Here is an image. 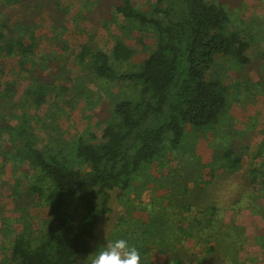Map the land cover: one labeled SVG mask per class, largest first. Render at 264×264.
<instances>
[{
	"label": "trees",
	"instance_id": "16d2710c",
	"mask_svg": "<svg viewBox=\"0 0 264 264\" xmlns=\"http://www.w3.org/2000/svg\"><path fill=\"white\" fill-rule=\"evenodd\" d=\"M43 1L0 0V59L16 58L26 79L17 101L18 83L0 82V142L7 136L10 144L6 150L10 157L0 164V172H5V163H11L17 177L20 164H26L28 171L21 173L29 181L27 195L34 196L39 207L48 211V219L39 229L25 223L23 232L14 236L5 264H78L79 259L93 253L91 241L100 220L111 211L112 194L118 193L122 200L131 194L139 196L147 184L154 185L150 188L151 202L137 204L135 196L125 203L150 215L146 232L150 241L155 237V246L166 258L164 264H255L258 258L253 260L242 252L247 244L253 252L264 255V225L254 226L251 233L246 230L254 221L264 222V204L255 190L256 185L264 184V142L253 150L245 133L239 132L242 144L238 141L235 145L226 130L228 135H222L220 150L208 165L210 181L203 179L200 165L186 173L175 170L173 176L163 173L170 150L177 154L188 151L194 157L195 143H186L189 134L198 130L217 133L227 124L229 90L214 74L213 66L219 56L239 66L251 62L247 55L250 45L237 23L234 2L155 0L138 7L133 0H95L93 14L84 10L89 17L93 15L91 22H117L120 34L114 36L111 54L98 48L94 42L97 35L90 34L76 44L75 61L91 69L96 79L128 83L137 93L136 100L121 94L114 102L99 143L83 137L67 140L57 128L49 126V131L42 121L47 145L41 149L35 124L42 118L32 110L39 109L58 90L50 79L56 75L44 74L53 62L36 56L38 25L30 17L37 15L36 9L42 10L38 6ZM65 1L46 0L49 16L56 17L57 32L61 33L68 29L63 25L69 14ZM78 12L77 17L82 16ZM259 32L262 42L264 26ZM135 34V41L148 55L135 70L119 71L117 67L129 63L137 52L125 43ZM148 38H152V45ZM6 108L16 111L11 119L18 125L4 122ZM60 146L65 150L59 152ZM258 158L263 161L257 163ZM194 163L200 161L195 159ZM153 165L160 169L158 175L149 172ZM216 172L246 184L238 189L236 198L221 199L223 206L218 201L205 204L206 200L200 205L188 183L207 186ZM197 191L200 195L204 189ZM237 213L245 218V225L233 219ZM196 248L200 256L193 255ZM137 249L142 255L148 253L147 247Z\"/></svg>",
	"mask_w": 264,
	"mask_h": 264
},
{
	"label": "rangeland",
	"instance_id": "374dc122",
	"mask_svg": "<svg viewBox=\"0 0 264 264\" xmlns=\"http://www.w3.org/2000/svg\"><path fill=\"white\" fill-rule=\"evenodd\" d=\"M133 1L138 7H146L147 4L155 0ZM227 1H233V4L238 7L237 23L244 30V38L250 45L247 55L251 62L245 66H239L225 56H219L216 59L213 72L223 80L229 90V107L227 111L229 119H225L227 124L219 127L217 133L216 131L198 130L195 135L189 134L186 143L188 141L189 143H195L194 157L190 156L188 151L183 150L182 153L177 154L170 150L166 159L168 166L163 171L167 175L173 176L175 170L182 171V173L190 172L200 165L203 179L210 181L211 171L208 165L213 162L214 154L219 152V146L224 141L222 135H228L227 132L232 134L231 138L235 139V145L240 141L238 133L244 132L246 142L253 150L257 145L264 142V40L260 41L261 35L259 32L261 27L264 26V0H240L239 3L237 0ZM88 3L90 5H86ZM95 3V0L94 2L93 0H66L64 7L68 6L69 14L63 20V25L68 29L63 33L57 32L58 27L54 22L56 17L52 19L49 16L48 9H50V6L46 3V0L38 6L42 10L36 9L37 15L30 17V20L38 25L35 32L37 39L35 41V45H37L36 56L41 59L49 57L53 62V65L44 74L54 73L56 77H50V79L55 82L58 88L47 98L44 105L39 109L32 110L33 113L37 112L38 116L42 118L40 123L35 124L36 132L41 136L39 142L41 149H45V145H47L45 142L46 134L41 131L42 121L47 123L49 131H51L49 126L52 129L57 128L56 130L61 132L67 140L73 141L78 137H83L87 142L99 143L102 139V125L112 114L114 102L121 98V94L136 100L137 93L135 89L129 88L128 83L107 82L96 79L91 69L75 61L76 44L80 41H86L90 34L97 35L94 42H96L98 48L105 50L108 54H111L114 36L120 34L117 22L111 23L103 19L99 22H91ZM225 4L229 5V3ZM44 5H46V9L43 8ZM84 10L92 11L90 17L88 12ZM78 11L82 13V16L77 17ZM85 17L89 19H85ZM137 37V34H135L134 37L125 40V43L135 48L137 52L129 63L117 67V69L120 68L119 71L135 70L136 66H139L143 58L148 55L147 51L135 41ZM152 41V38H148L147 43L152 45ZM0 63V82L5 84L15 81L18 83L16 92L18 97L15 98V101H17L23 89L26 88V79L19 72L18 61L16 58H4L0 59ZM5 112L6 115L8 113V116L5 117L4 122H9L10 125L12 123L14 126L18 125L17 120L11 119L16 111L8 112L6 108ZM2 113L0 110V115ZM226 130L228 131L224 132ZM51 135L55 136L54 133H51ZM62 146L59 147V152L64 151L65 146L68 147L67 144L64 147ZM9 149L8 137L3 136L0 142V164L4 162L6 157H10L9 153L6 154V150ZM242 149L244 150V148ZM45 153L49 154V151L46 150ZM50 154L55 156L56 153L50 151ZM195 159L199 160L200 164L194 163ZM262 161V158H258L257 163ZM5 165L3 169H5L6 174L0 172V264L6 263L5 259L8 258L6 256L10 252L11 241L14 236L23 232L25 223H32L34 230H37L48 219L47 209L39 207L34 196L29 197L27 195L26 186H28L29 181L21 173L24 169L28 171L27 165L20 164L17 177L16 168L11 163H5ZM159 170L153 165L149 172L155 176L158 175ZM243 172L242 169L239 174L241 175ZM193 182L190 181L188 187L189 190H194V193L198 196L196 201L200 205L203 204V200H206L205 204H216L218 201L221 206L225 203L221 204V199L236 198L238 189L246 184L241 179L234 177L230 179L223 178L221 172H216V177L207 186L202 182L198 185ZM174 183L175 180L171 182V186ZM153 186L147 184L143 190L144 192L139 195L140 197L134 193L138 198L137 204L141 200L151 202L150 188ZM196 188H203L204 191L199 195ZM255 190L260 195V202L264 204V184L256 185ZM117 195L118 193L112 194L111 211L100 220L95 238L91 241L93 254L103 248L107 242L125 239L131 246L136 248L147 247V254L142 255L140 252L141 264L146 261L149 264H164L166 258L160 254L159 246H155V237L150 241V236L146 232L150 215L127 206L125 202L126 200H134L135 196L133 194H131V197L126 196L124 200L119 199ZM154 195L155 193H153ZM135 205L131 207L134 208ZM128 209L132 212L129 213ZM233 219L241 226L246 224L241 213L235 214ZM257 225H264V222L257 223L254 221V223L247 225V233L248 230L251 233L250 231ZM192 253L197 256L201 255L199 248L194 249ZM242 254L253 258V260L258 258L255 264H264V255L253 252L247 244L243 246ZM84 259H79L78 264H83Z\"/></svg>",
	"mask_w": 264,
	"mask_h": 264
},
{
	"label": "clouds",
	"instance_id": "9594fccd",
	"mask_svg": "<svg viewBox=\"0 0 264 264\" xmlns=\"http://www.w3.org/2000/svg\"><path fill=\"white\" fill-rule=\"evenodd\" d=\"M83 264H141V255L127 240L117 239L89 254Z\"/></svg>",
	"mask_w": 264,
	"mask_h": 264
}]
</instances>
